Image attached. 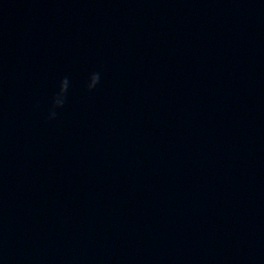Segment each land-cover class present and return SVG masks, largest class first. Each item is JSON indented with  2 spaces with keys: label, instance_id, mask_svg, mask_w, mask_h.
<instances>
[{
  "label": "water",
  "instance_id": "95a60500",
  "mask_svg": "<svg viewBox=\"0 0 264 264\" xmlns=\"http://www.w3.org/2000/svg\"><path fill=\"white\" fill-rule=\"evenodd\" d=\"M0 264H264V0H0Z\"/></svg>",
  "mask_w": 264,
  "mask_h": 264
}]
</instances>
